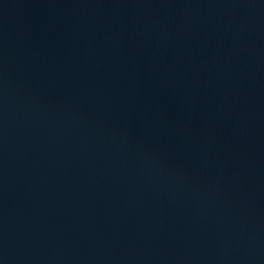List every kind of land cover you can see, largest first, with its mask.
Here are the masks:
<instances>
[{"label": "water", "instance_id": "1", "mask_svg": "<svg viewBox=\"0 0 264 264\" xmlns=\"http://www.w3.org/2000/svg\"><path fill=\"white\" fill-rule=\"evenodd\" d=\"M0 264H264V0H0Z\"/></svg>", "mask_w": 264, "mask_h": 264}]
</instances>
